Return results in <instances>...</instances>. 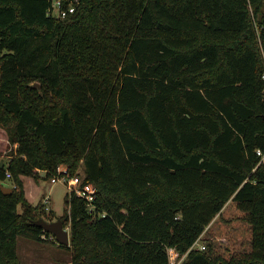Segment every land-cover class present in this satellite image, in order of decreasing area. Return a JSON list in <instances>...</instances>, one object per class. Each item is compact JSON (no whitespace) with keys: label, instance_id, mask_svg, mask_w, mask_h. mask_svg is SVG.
<instances>
[{"label":"trees","instance_id":"trees-1","mask_svg":"<svg viewBox=\"0 0 264 264\" xmlns=\"http://www.w3.org/2000/svg\"><path fill=\"white\" fill-rule=\"evenodd\" d=\"M52 3L0 0V264L52 234L22 176L60 164L97 186L93 207L66 197L70 264H170V247L180 264H264V0ZM231 199L250 251L196 247Z\"/></svg>","mask_w":264,"mask_h":264},{"label":"rangeland","instance_id":"rangeland-1","mask_svg":"<svg viewBox=\"0 0 264 264\" xmlns=\"http://www.w3.org/2000/svg\"><path fill=\"white\" fill-rule=\"evenodd\" d=\"M9 149L7 130L0 126L1 161H9ZM40 174L44 176L45 172L40 171ZM36 181L38 192L33 195L30 194V201L34 204L41 203L45 206L46 212H53L56 216L54 220L62 218L61 216L64 214L67 205L66 197L70 191L68 186L62 181L52 182L50 178L46 177H41ZM13 183L12 180L8 179L4 184L14 187ZM46 195L50 196L49 202L45 201ZM19 209H21V204H19ZM67 228L71 233L69 224H67ZM44 237L46 239L42 241L24 236L18 237L17 252L21 263L70 264L72 259L71 249L59 243L53 234ZM251 238V225L246 219V213L240 210L235 201L231 199L222 212L206 227L195 246L201 247V244L211 241L215 254H222L229 258L250 251Z\"/></svg>","mask_w":264,"mask_h":264},{"label":"built area","instance_id":"built-area-1","mask_svg":"<svg viewBox=\"0 0 264 264\" xmlns=\"http://www.w3.org/2000/svg\"><path fill=\"white\" fill-rule=\"evenodd\" d=\"M68 3L64 4V0H53L52 6L49 10L50 14L65 17L69 12L75 10L74 2L77 0H67ZM264 77V74H263ZM258 154H262L261 150H258ZM10 175V174H8ZM52 182L62 181L64 182L70 191L75 192L78 196L83 197L90 207H93L94 200L97 194V186L92 181H83L80 175H71L67 165L60 164L57 168V172L53 174L51 178ZM50 196L45 197V201L49 202ZM170 264H180L179 252L175 247L169 248Z\"/></svg>","mask_w":264,"mask_h":264},{"label":"water","instance_id":"water-1","mask_svg":"<svg viewBox=\"0 0 264 264\" xmlns=\"http://www.w3.org/2000/svg\"><path fill=\"white\" fill-rule=\"evenodd\" d=\"M0 165L3 166V161L0 162ZM1 188L5 193H11L13 191V187L5 184H1ZM36 223L43 226L46 231L51 232L59 243L70 245L71 233L62 218L53 221L42 218L36 221Z\"/></svg>","mask_w":264,"mask_h":264},{"label":"crops","instance_id":"crops-1","mask_svg":"<svg viewBox=\"0 0 264 264\" xmlns=\"http://www.w3.org/2000/svg\"><path fill=\"white\" fill-rule=\"evenodd\" d=\"M22 179H23V182H24V189H25V192H26V196H27L28 200L30 201V199H29V197H31L30 194L33 195L34 193L38 192V185L36 184L37 181L32 176H22ZM203 245L204 244H201V247H203Z\"/></svg>","mask_w":264,"mask_h":264}]
</instances>
